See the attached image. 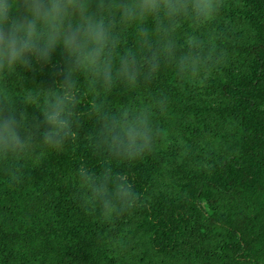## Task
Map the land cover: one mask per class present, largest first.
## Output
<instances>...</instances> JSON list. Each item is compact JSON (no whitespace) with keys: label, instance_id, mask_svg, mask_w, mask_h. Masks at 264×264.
Listing matches in <instances>:
<instances>
[{"label":"trees","instance_id":"16d2710c","mask_svg":"<svg viewBox=\"0 0 264 264\" xmlns=\"http://www.w3.org/2000/svg\"><path fill=\"white\" fill-rule=\"evenodd\" d=\"M220 4L197 29L206 59L194 73L169 66L138 89L108 93L89 89L82 75L75 137L14 167L0 162V264H264V0ZM137 46L134 30L125 32L120 51ZM54 87L28 75L0 81V93L14 94L33 121L42 118V97L27 96ZM161 97L157 135L141 157L95 149L93 103L134 112ZM105 166L137 194L133 208L110 220L86 202L79 179L82 168Z\"/></svg>","mask_w":264,"mask_h":264},{"label":"clouds","instance_id":"9594fccd","mask_svg":"<svg viewBox=\"0 0 264 264\" xmlns=\"http://www.w3.org/2000/svg\"><path fill=\"white\" fill-rule=\"evenodd\" d=\"M220 10V0H0V81L28 75L55 85L27 96V101L42 97L37 104L42 118L35 121L16 106L14 94L0 93V162L14 167L37 148L57 149L75 137L82 75L89 89L108 93L117 85L138 89L169 66L176 75L194 73L206 59L197 29ZM181 27L185 39L178 44ZM128 30H134L138 46L121 52ZM166 104L161 97L132 112L93 103L95 149L135 161L152 147L153 111L163 112ZM79 179L86 202L105 220L136 204L131 184L107 166L98 173L82 168Z\"/></svg>","mask_w":264,"mask_h":264}]
</instances>
